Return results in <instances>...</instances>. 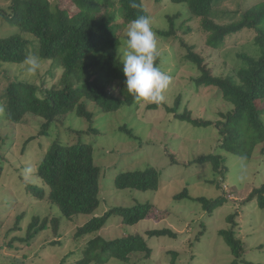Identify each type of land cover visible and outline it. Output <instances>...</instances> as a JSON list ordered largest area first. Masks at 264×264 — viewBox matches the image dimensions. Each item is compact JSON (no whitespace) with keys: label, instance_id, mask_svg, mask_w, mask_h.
<instances>
[{"label":"trees","instance_id":"1","mask_svg":"<svg viewBox=\"0 0 264 264\" xmlns=\"http://www.w3.org/2000/svg\"><path fill=\"white\" fill-rule=\"evenodd\" d=\"M169 1L187 6V21H198L199 29L205 36L204 44L210 50H218L224 46L226 39L248 30L254 35L255 53L236 54L238 63L232 73L215 76L207 67L206 55L196 53L193 46L184 45L180 39L181 45L186 49L184 59L194 64L199 73L198 77L192 79L196 88L213 87L220 98L227 102L229 109L225 113H219L220 119L216 122L192 118L186 109L181 115L177 114L180 104L177 98L173 107L165 106V111L194 127L215 128L221 137L218 147L226 154L250 160L257 147L264 153V109H261V104L264 103V0L244 9L238 19L225 23L215 21L213 14L214 7L222 0ZM135 2L138 5L136 8L131 7V0H62V3L59 0H12L10 13L6 18L18 28L19 33L0 37V64H22L31 54L38 56L43 62H51V66L59 67L61 75L55 84L48 87L45 86L46 82L37 86L34 83L11 80L0 96L4 110L2 124L9 131L15 132L14 127L21 124L26 115L34 116L41 118L40 136H46L50 126L58 122L61 124L69 113L91 123L95 114L88 110L87 103L94 104L99 112L105 114L143 103L127 92L122 72L123 61L117 53L122 45L121 31L130 21L141 15L148 16L142 0ZM179 18L180 13L166 15L168 29L156 31L157 37L163 40L176 38L175 22ZM185 22L181 23L180 29ZM187 29L185 35L190 32ZM23 35L31 37V42L24 39ZM155 63L158 66V56ZM158 106L151 104L147 109H156ZM119 130L134 141L139 140L125 125ZM36 138L29 137L23 141L22 154L25 153L27 144ZM93 151V144L81 140L75 143L55 140L49 145L33 171L34 177L41 180L44 186L26 184L25 190L32 195L33 200L46 203L50 208L56 207L59 214L32 216L25 235L11 240L6 245L8 248L16 249V241L24 247L31 246L41 233L50 230L54 238L49 246L58 245L57 248H51L60 249L63 239L58 233L61 218L71 221L75 216H90L96 211L100 204V168L94 164ZM6 153L0 156V173L9 151ZM225 161L219 154L200 156L192 161L211 165L218 177L219 184L215 181L210 183H216V188L221 191L219 195L211 199L192 198L207 216L228 201L222 189L227 171ZM113 184L117 190L156 191L159 172L153 168L120 172L114 177ZM189 197L187 189H183L173 196V200ZM247 199L254 200L257 207L264 210V183L253 189ZM156 214L151 204L136 203L127 207H112L100 216H92L86 223L77 226L71 237L76 239L90 236L84 243L80 258L69 264H108L111 260L120 264L145 262L151 258L152 249L143 236L125 234L106 240L99 233L113 216L121 225L133 226L154 218ZM22 219L21 214L10 232L20 230ZM225 221L230 229L220 230L218 236L229 249V254L234 258L233 263L251 264L243 258L246 248L236 238L233 230L236 225L234 215H227ZM146 235L149 238H177L167 228L148 230ZM198 240L196 237L197 242ZM1 248L3 245H0ZM43 248H47L45 243L39 251ZM38 254H35L36 257ZM181 257L179 252L170 251L166 254V262L177 264Z\"/></svg>","mask_w":264,"mask_h":264},{"label":"rangeland","instance_id":"2","mask_svg":"<svg viewBox=\"0 0 264 264\" xmlns=\"http://www.w3.org/2000/svg\"><path fill=\"white\" fill-rule=\"evenodd\" d=\"M11 1L0 0V37L19 33L18 28L6 18L10 13ZM259 1L261 0H222L213 9L214 19L221 23L236 20L244 9ZM59 2L62 3V0ZM142 4L151 18L154 32L168 29L166 15H181L175 22L176 38L163 40L157 37L158 67L171 77V81L164 92V101L156 109H147L151 104L143 102L137 107H122L115 113L105 114L99 112L94 104L87 103L88 110L95 114L91 123L69 113L61 124L58 122L50 126L46 136L39 134L41 118L26 115L21 124L14 127L13 132L2 124L4 110L0 111V156L9 151L0 173V245H3L0 249V264H69L80 258L84 243L90 238H71L77 226L83 225L92 216L104 214L112 207H127L136 203L151 204L157 214L154 218L133 226L121 225L113 216L99 235L106 240L125 234L143 236L152 249V256L140 264H168L166 254L170 251L182 254L177 264H234L229 249L218 236L220 230L230 229L225 221L227 215H234L236 225L233 230L236 238L246 248L243 255L245 261L264 264V210L258 208L254 200L247 199L253 189L264 183V153L257 147L250 160L226 154L218 147L221 137L215 128L194 127L165 111V106L173 107L177 98L180 100L177 114L181 115L186 109L192 118L216 122L220 119L218 114L229 109L227 102L220 98L213 87L196 88L192 79L198 77L199 73L194 64L184 59L186 49L181 45L180 39L184 45L193 46L196 53L206 55V64L212 75L225 76L231 74L237 65L236 54L255 53L254 35L244 30L226 39L224 46L218 50H210L204 44L205 36L199 29L198 21H187L189 12L186 5L174 4L169 0H142ZM183 21H186L185 25L180 29ZM126 28L127 26L120 33L122 45L117 52L122 61ZM186 29L190 32L185 35ZM23 37L31 42V37ZM29 48L32 49L31 45ZM40 65L36 73H29L24 62L0 64V96L11 80L34 83L37 86L46 82L47 87L55 84L61 75V69L51 66L49 61L40 60ZM1 103L0 100L2 109ZM261 109H264V103L261 104ZM124 125L139 140L134 141L121 132L119 128ZM35 136L37 138L27 144L25 153L22 154L23 141ZM4 137L6 138L1 140ZM55 140L61 143L81 140L93 144L94 164L100 168V204L90 216L78 215L71 221L61 218L58 233L63 239L60 249H54L57 244L51 246L54 248L49 246L54 238L50 230L41 233L31 246L24 247L16 241L14 246L18 250L8 248L6 245L11 240L25 235L32 216L59 214L56 207L50 208L46 203L33 200L32 195L25 190L26 184L44 186L41 180L34 177L33 171L44 151ZM208 154L221 155L225 158L227 167L222 189L228 201L210 216L192 200L197 197L211 199L221 193L216 188V183L219 184L218 177L211 165L192 163L193 159ZM148 168L159 172L156 191L115 189L113 180L118 173ZM26 169L29 171L26 172ZM213 181L216 183H210ZM183 189H187L190 197L173 200V196ZM21 214L23 219L20 221V230L10 232ZM163 228L171 229L177 238H149L146 235L148 230ZM196 237L199 238L198 242ZM44 243L47 248L40 252L39 248ZM36 253H39L38 257ZM134 259L135 257L132 262ZM108 264L120 263L111 260Z\"/></svg>","mask_w":264,"mask_h":264},{"label":"clouds","instance_id":"3","mask_svg":"<svg viewBox=\"0 0 264 264\" xmlns=\"http://www.w3.org/2000/svg\"><path fill=\"white\" fill-rule=\"evenodd\" d=\"M131 7H138L135 0H131ZM125 36L122 72L127 92L137 100L161 104L171 77L156 66L158 38L153 30L151 18L141 15L130 21ZM24 63L29 73H36L41 67L40 59L36 55L27 57Z\"/></svg>","mask_w":264,"mask_h":264}]
</instances>
